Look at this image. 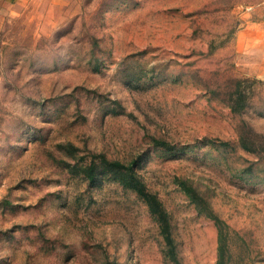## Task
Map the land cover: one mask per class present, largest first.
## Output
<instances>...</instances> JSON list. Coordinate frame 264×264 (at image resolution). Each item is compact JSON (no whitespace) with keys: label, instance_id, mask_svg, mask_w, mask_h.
Returning <instances> with one entry per match:
<instances>
[{"label":"rangeland","instance_id":"374dc122","mask_svg":"<svg viewBox=\"0 0 264 264\" xmlns=\"http://www.w3.org/2000/svg\"><path fill=\"white\" fill-rule=\"evenodd\" d=\"M263 2L0 0V264H264V77L234 47Z\"/></svg>","mask_w":264,"mask_h":264},{"label":"trees","instance_id":"16d2710c","mask_svg":"<svg viewBox=\"0 0 264 264\" xmlns=\"http://www.w3.org/2000/svg\"><path fill=\"white\" fill-rule=\"evenodd\" d=\"M103 164L104 167L109 169L112 173H114V176L116 179H118L123 185L133 188L136 190L147 202L151 212L154 214L156 220L159 223L161 234L164 237L166 250L165 254L166 257L174 262L178 261L176 247L174 243V238L172 236L171 227L168 219V213L166 209L164 208L162 202L160 201L159 197L148 191L146 188L145 183L143 180L138 176L136 173V170L132 167V165H127L121 161H111L103 156ZM85 169H82L84 171ZM90 172L86 173V176L90 179L92 183H95L97 180V174L95 172L94 167H89ZM182 186L186 188L185 190L192 194V196H197V192L194 188L189 189L185 186H188V184L183 180Z\"/></svg>","mask_w":264,"mask_h":264},{"label":"crops","instance_id":"0c3cea01","mask_svg":"<svg viewBox=\"0 0 264 264\" xmlns=\"http://www.w3.org/2000/svg\"><path fill=\"white\" fill-rule=\"evenodd\" d=\"M236 68L250 76L264 77V2L245 12L234 35Z\"/></svg>","mask_w":264,"mask_h":264}]
</instances>
